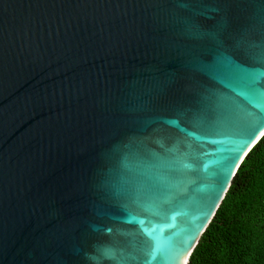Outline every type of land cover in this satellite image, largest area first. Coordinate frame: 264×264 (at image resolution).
Returning a JSON list of instances; mask_svg holds the SVG:
<instances>
[{
	"label": "water",
	"instance_id": "obj_1",
	"mask_svg": "<svg viewBox=\"0 0 264 264\" xmlns=\"http://www.w3.org/2000/svg\"><path fill=\"white\" fill-rule=\"evenodd\" d=\"M264 136V0H0V264H187Z\"/></svg>",
	"mask_w": 264,
	"mask_h": 264
},
{
	"label": "trees",
	"instance_id": "obj_2",
	"mask_svg": "<svg viewBox=\"0 0 264 264\" xmlns=\"http://www.w3.org/2000/svg\"><path fill=\"white\" fill-rule=\"evenodd\" d=\"M187 264H264V136L241 162Z\"/></svg>",
	"mask_w": 264,
	"mask_h": 264
}]
</instances>
